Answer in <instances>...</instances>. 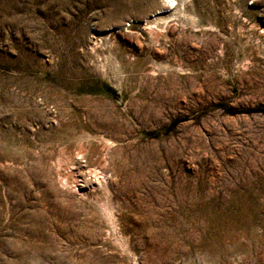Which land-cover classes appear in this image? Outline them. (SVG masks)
I'll return each mask as SVG.
<instances>
[{"label": "rangeland", "instance_id": "rangeland-1", "mask_svg": "<svg viewBox=\"0 0 264 264\" xmlns=\"http://www.w3.org/2000/svg\"><path fill=\"white\" fill-rule=\"evenodd\" d=\"M0 264H264V0H0Z\"/></svg>", "mask_w": 264, "mask_h": 264}]
</instances>
